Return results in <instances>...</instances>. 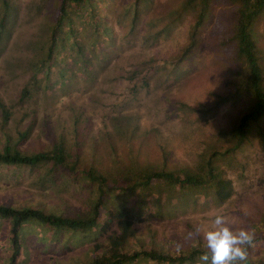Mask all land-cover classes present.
<instances>
[{"label": "rangeland", "instance_id": "obj_1", "mask_svg": "<svg viewBox=\"0 0 264 264\" xmlns=\"http://www.w3.org/2000/svg\"><path fill=\"white\" fill-rule=\"evenodd\" d=\"M56 2L10 1L17 15L0 49V99L6 105L14 102L28 75L27 69L22 68L24 60L35 51L31 41L39 45L45 41L50 26L46 20L54 14ZM144 2L147 5L140 9L132 30L128 26L133 0H94L90 17L81 6L76 8L70 27L76 30L74 37L81 47L87 45L86 58L78 59L77 52L69 47L64 49L65 54L60 53L62 58L59 54V62L70 72H63L59 64L52 70L46 79L49 95L45 102L46 112H42L39 102L31 133L21 145L35 144L34 136L43 113L48 115L47 122L53 126L67 119L73 105L90 121V134L95 137L99 131L111 129L113 116H131L136 121L135 131L143 134L146 149H151L147 167L161 165L153 149L159 139L169 150L166 167L187 170L195 165L200 151H207L212 132L233 122L247 102V94L228 100L213 112L207 111L206 106L217 93L230 89L225 76L235 66L232 60L234 44L229 40L234 5L227 0H213L211 14L201 26L198 50L192 58L180 62L170 55L186 40L190 13L182 12L180 17L170 20L164 14L169 5L173 8L179 5L177 0ZM90 18L95 19L94 22L88 23ZM253 26L264 65V12L255 19ZM87 58L91 62L83 63ZM13 110L6 121L10 129L19 114L17 108ZM249 129V134L253 135L254 126L250 125ZM38 139L47 142L43 135ZM3 143L0 133V149ZM225 159L230 162L228 175L233 178L235 192L222 204H217L213 196L199 187L187 190L176 204L171 203L165 193L158 199L155 191L145 192L134 182V176L123 170L131 166L128 156L111 161L103 155L101 162L105 165L107 184L121 185L120 189L109 192V201L117 207L125 204L133 207L142 217V223L151 224L140 226L137 238L148 241L149 228L156 245L164 241L170 242L173 248L177 244L191 247L204 241L202 233L196 234L195 228L206 229L214 215L223 213L230 224L260 235L248 250V255L256 262L264 254V161L247 141L235 156L228 153ZM34 174L27 165L0 163V196L24 201L18 197L26 195V202H34L36 187L31 183ZM83 193L84 190L77 191L76 185L62 190L67 205L74 207L82 205L79 197ZM9 226L8 218H0V264H8L11 253ZM259 228L263 230L257 231ZM21 234L24 245L19 253V264H82L81 257L88 256L87 252L81 256L79 251L83 247L72 246V241L62 236L55 241L49 229L34 220L21 225ZM176 238L175 242L169 241ZM66 242L72 246L70 250L66 249ZM38 245H42V249Z\"/></svg>", "mask_w": 264, "mask_h": 264}, {"label": "trees", "instance_id": "obj_2", "mask_svg": "<svg viewBox=\"0 0 264 264\" xmlns=\"http://www.w3.org/2000/svg\"><path fill=\"white\" fill-rule=\"evenodd\" d=\"M10 1L14 3V0H0V49L1 43L10 35L17 15V9ZM93 1L57 0L54 14L46 20L50 26L43 45L31 41L35 51L24 60L22 69H27L28 75L14 102L6 105L0 99V133L4 140L0 149V163L27 165L35 173L31 183L36 187L34 202H26V195L18 197L24 201L0 196V218H8L10 223L11 253L8 264H19V253L24 245L21 225L32 220L47 227L55 241L62 236V239L72 241V246L83 247L80 255L87 252L88 256L81 257L82 264H197L204 241L191 247L177 244L173 248L170 242L164 241V244L156 245L149 228L148 241L137 238L140 226L151 224L142 223V217L133 207L126 204L117 207L109 201V192L120 189L121 185L107 184L101 157L105 155L111 161H117L128 156L131 166L123 170L132 174L134 182L142 186L145 192L155 191L158 199L165 193L166 198H171V203L176 204V200L185 196L187 190L199 187L207 195L213 196L217 204L229 200L235 192V185L228 175L230 162L225 161L226 155L235 156L247 141L264 161V65L253 26L255 19L264 12V0H227L234 5L229 40L234 44L232 60L235 66L230 73L226 68L229 74L225 76V83L230 89L217 93L206 109L213 112L228 100L237 99L243 94L248 95V100L233 122L212 132L207 151H200L195 165L187 170L166 167L169 150L159 139L153 147L157 152H153L157 153L161 165L159 168L147 167V155L151 149H146L148 146L143 134L135 131L136 121L131 116H113L111 129L99 131L95 137L90 134V121L82 116L79 107L73 105L67 119L53 126L47 122L48 115L43 113L34 136L35 144L30 143L29 147L21 145L31 133L39 102L42 112H46L45 102L49 97L46 79L52 70L58 68L59 64L63 72H70L59 62L58 57L62 58L60 53L65 54L64 49L69 47L77 52L78 59L86 58L87 45L82 48L74 37L76 30L70 27L71 17L80 6L90 17L94 11ZM177 2L179 5L176 8L169 5L164 15L174 20L182 12L190 13L186 40L178 51L170 55L181 62L192 58L198 50L201 26L211 14L213 0ZM145 5L144 0H133L129 30L134 28L140 9ZM93 18L88 23L94 22ZM90 62L91 59L87 58L83 63ZM14 108L19 110V114L14 118L13 129H10L6 127V121ZM21 120L24 122L21 123ZM250 125L254 126L253 135L249 134ZM41 135L46 138V143L38 139ZM143 153L144 157L141 156ZM73 185H76L78 192L84 190L79 197L82 203L80 207L67 205V198L62 196V190ZM262 230L257 229L259 232ZM260 238L258 233L254 234L253 245ZM177 239L169 241L175 242ZM68 245L66 242L65 247L70 250L72 246ZM38 248L42 249V245H38ZM247 263L264 264V254L256 262L248 255Z\"/></svg>", "mask_w": 264, "mask_h": 264}, {"label": "clouds", "instance_id": "obj_3", "mask_svg": "<svg viewBox=\"0 0 264 264\" xmlns=\"http://www.w3.org/2000/svg\"><path fill=\"white\" fill-rule=\"evenodd\" d=\"M195 233H202L205 242L197 264H247L254 233L230 224L227 215H214L206 229L198 226Z\"/></svg>", "mask_w": 264, "mask_h": 264}]
</instances>
